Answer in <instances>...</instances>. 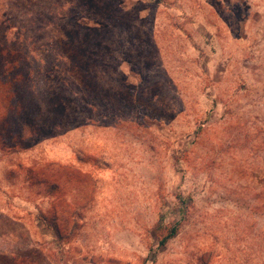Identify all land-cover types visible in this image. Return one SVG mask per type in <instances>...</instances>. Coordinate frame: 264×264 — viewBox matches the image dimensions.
<instances>
[{
    "label": "rangeland",
    "instance_id": "1",
    "mask_svg": "<svg viewBox=\"0 0 264 264\" xmlns=\"http://www.w3.org/2000/svg\"><path fill=\"white\" fill-rule=\"evenodd\" d=\"M6 18L40 117L0 141V264H264V0Z\"/></svg>",
    "mask_w": 264,
    "mask_h": 264
},
{
    "label": "trees",
    "instance_id": "2",
    "mask_svg": "<svg viewBox=\"0 0 264 264\" xmlns=\"http://www.w3.org/2000/svg\"><path fill=\"white\" fill-rule=\"evenodd\" d=\"M18 29L13 25L8 18L0 20V141L12 139L14 136H19V131L14 127L20 121L16 116L31 120H37L40 117V107L37 104L35 95L38 96L36 88V80L30 79L31 68L27 66L29 55L24 52L19 45L10 47V43L15 41V32L12 39L8 41L10 31ZM26 53L23 56V53ZM8 52L7 61L3 60L5 53ZM30 63V61H29ZM26 103V104H25ZM34 117V118H33ZM33 118V119H32ZM22 123L20 129L23 130ZM176 227L170 228L169 232L160 239V243L164 244L170 237L176 234ZM12 264H29L25 260H13Z\"/></svg>",
    "mask_w": 264,
    "mask_h": 264
}]
</instances>
